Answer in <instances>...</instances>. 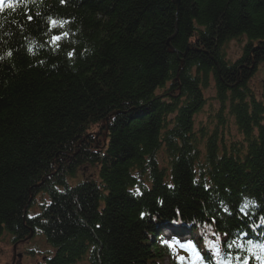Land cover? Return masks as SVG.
Wrapping results in <instances>:
<instances>
[{"label":"trees","instance_id":"1","mask_svg":"<svg viewBox=\"0 0 264 264\" xmlns=\"http://www.w3.org/2000/svg\"><path fill=\"white\" fill-rule=\"evenodd\" d=\"M6 3L0 237L42 235L44 264H160L172 220L199 264H264V0Z\"/></svg>","mask_w":264,"mask_h":264},{"label":"rangeland","instance_id":"2","mask_svg":"<svg viewBox=\"0 0 264 264\" xmlns=\"http://www.w3.org/2000/svg\"><path fill=\"white\" fill-rule=\"evenodd\" d=\"M241 44L242 40H230L226 47L225 51L227 52V58L228 59H234L236 56H238L241 52ZM264 77V66L260 67L258 70L255 71L254 77L251 78V83H257L258 81L261 82V79ZM211 90H209L210 92ZM205 111H207V107L204 108ZM94 169V168H93ZM80 170L78 171V174H80ZM85 174V172H82V175ZM85 177V175H84ZM168 245L172 248V252H169L168 254H165L164 258L161 260L160 264H176L177 260H180V257H183L185 255V250L181 248L180 244L184 243L187 237H179V236H172L167 235L166 237ZM11 237L9 234L4 233L0 237V264H18L17 257H14L18 254V251H24L27 254H31L25 249L32 247L36 251H41V249H46L47 246L45 245L43 239L38 235H33L30 237L23 238L20 242L16 243L17 246H15L14 250L11 243ZM179 242V243H177ZM41 248V249H40ZM39 259V255L34 259L29 260L28 264H35V261ZM34 261V262H33ZM21 264V263H20ZM80 264H86V261H82Z\"/></svg>","mask_w":264,"mask_h":264},{"label":"snow or ice","instance_id":"3","mask_svg":"<svg viewBox=\"0 0 264 264\" xmlns=\"http://www.w3.org/2000/svg\"><path fill=\"white\" fill-rule=\"evenodd\" d=\"M63 2V0H62ZM12 8L13 4L12 3H6V0H0V11H3L4 8ZM53 25L56 24L55 21H52ZM61 39V37L57 36L54 37V40H59ZM167 243V242H166ZM179 243V242H177ZM173 246V245H170ZM181 248L184 249L185 251H188L192 254L193 260H192V264H199V261L202 259L200 256L199 251L197 250L195 243L191 240L185 241L184 243L180 244ZM259 248L261 249L262 252H264V245H259ZM256 258L258 260H261L262 262H264V256L261 255H257ZM181 261H183L185 259V257H180ZM247 264V262H246Z\"/></svg>","mask_w":264,"mask_h":264},{"label":"bare ground","instance_id":"4","mask_svg":"<svg viewBox=\"0 0 264 264\" xmlns=\"http://www.w3.org/2000/svg\"><path fill=\"white\" fill-rule=\"evenodd\" d=\"M241 46H242V44H241ZM223 54H224V57H226L227 56V52L224 50L223 51ZM227 58V57H226ZM228 59V58H227ZM228 60H230V61H233L234 59H228ZM260 64V63H259ZM258 64V65H259ZM257 65V66H258ZM257 66L255 67V70H256V68H257ZM260 66L262 67V66H264V63H261L260 64ZM255 70L253 71V72H251V78L252 77H254V73H255ZM207 72H212L211 71V69H207L206 70ZM173 77V76H172ZM213 75H211V77H210V80H213ZM170 80H171V78H170ZM211 85H212V82L210 83ZM254 85V86H253ZM253 90H259L260 91V89H262V88H264V85L262 84V82H257V83H253ZM251 89H252V87H251ZM256 95H258V93L256 94ZM243 98L245 99V101H247V98H248V96H247V94H243ZM255 98H256V100H259L258 99V97H256L255 96ZM188 102V99L186 98L185 100H183V101H180L179 103H181L180 105L181 106H183L184 105V103H187ZM208 102V101H207ZM234 126V125H233ZM231 127L233 130H235L236 129V126H234V127ZM232 155H231V157H232V159L233 158H235V159H233V160H235V161H239V163H241L242 162V160L243 159H239V158H236V156H234L236 153L235 152H232L231 153ZM230 157V158H231ZM163 216H159V218H157L158 220L160 219V220H164L163 218H162ZM162 223V225H163V227H164V225L166 226V228H168V229H170V226H169V223L168 222H164V221H162L161 222ZM169 226V227H168ZM163 230H164V228H163ZM162 244V247H166L167 246V244H166V241H164L163 243H161Z\"/></svg>","mask_w":264,"mask_h":264},{"label":"water","instance_id":"5","mask_svg":"<svg viewBox=\"0 0 264 264\" xmlns=\"http://www.w3.org/2000/svg\"><path fill=\"white\" fill-rule=\"evenodd\" d=\"M175 3L177 4V1H175Z\"/></svg>","mask_w":264,"mask_h":264}]
</instances>
